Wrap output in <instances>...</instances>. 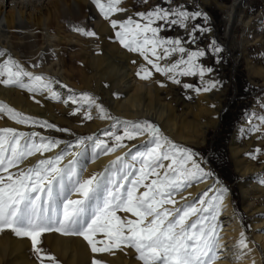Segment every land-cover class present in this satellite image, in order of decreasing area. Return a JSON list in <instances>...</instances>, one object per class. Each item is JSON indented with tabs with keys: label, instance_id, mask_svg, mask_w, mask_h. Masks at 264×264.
<instances>
[{
	"label": "snow or ice",
	"instance_id": "obj_1",
	"mask_svg": "<svg viewBox=\"0 0 264 264\" xmlns=\"http://www.w3.org/2000/svg\"><path fill=\"white\" fill-rule=\"evenodd\" d=\"M91 3L109 21L117 41L145 61L136 73L139 78L148 80L153 73H158L197 93L222 87L219 78L206 79L215 69L202 63L208 56L214 64L221 63L223 52L214 39L207 46L198 44L211 32L206 23H196L198 20L206 22V13L183 4L173 5L169 0L168 7L158 5L136 13L138 19L131 16L117 19L114 13L126 11L119 7L120 0H91ZM173 27L186 35H162ZM73 30L87 37L96 36L95 31L84 27ZM0 56L4 53L0 52ZM174 57L178 58L172 59ZM181 77L198 78L200 86L182 83ZM55 83L59 82L26 70L11 57L0 63V85L17 86L33 94L47 93L49 99L60 100L53 88ZM158 83L164 86L163 82ZM69 101L79 105L72 115L87 105L89 109L95 107L100 118L113 119L88 93L69 96L64 103ZM259 107L262 112L258 117L255 112L251 113L257 120V123H249L251 131H260L264 125V101ZM0 113L19 125L69 131L3 102H0ZM84 119H92L90 112H84ZM119 123L124 125L122 134H117V125L113 124L112 131L104 130L103 139L87 136L78 137L74 142L61 141L37 131L0 128V232L10 230L16 237L30 240L38 264H45V261L59 264L42 247L41 238L45 233L82 237L92 253L134 249L142 264H214L220 258L218 250L224 247L220 242L222 225L218 217L228 189L221 186L195 197L181 195L177 199L193 184L212 176L198 162L197 153L170 140L159 126L148 120L117 121ZM137 137L145 138L147 146L143 150L134 151V145L110 160L102 171L83 177L89 154L90 159L95 160L126 148L123 142ZM110 140L112 146H109ZM256 151L261 150L257 148ZM46 153L52 154L45 157ZM36 154L42 158L30 166H22ZM66 157L71 158L66 160ZM237 243L239 248H247L244 233ZM92 264L103 262L94 258Z\"/></svg>",
	"mask_w": 264,
	"mask_h": 264
},
{
	"label": "rangeland",
	"instance_id": "obj_2",
	"mask_svg": "<svg viewBox=\"0 0 264 264\" xmlns=\"http://www.w3.org/2000/svg\"><path fill=\"white\" fill-rule=\"evenodd\" d=\"M233 1L234 0H171L173 5L183 4L189 9H198L202 13L207 14L208 19L206 22L198 20L196 23H206L207 26L211 28V32L205 34L202 39L199 40L198 44L207 46L209 42L214 39L222 46L223 52L220 54L222 57L221 63L214 64L211 56L202 60L204 65H211L215 69L211 76L206 75V79L211 77L219 78L223 82L221 88L208 93L203 91L197 93L193 90L184 89L182 84L176 85L168 81L166 77L158 73H153V76L148 80L141 78L138 80L149 81L153 83L154 86L160 85L158 81L163 82L164 86L160 85V90L155 95L160 102L171 105L177 125L180 127L179 132L181 135L185 136L187 140L178 139L172 136L173 134L166 131L168 128H162L155 122L152 123L159 126L162 132L173 142L196 152L197 160L201 163L202 167H206L213 171L222 182L227 184L230 188V192L232 191L234 205L237 207L242 226L247 233H251L253 231L251 228L252 220L255 218L261 220V218L264 217V210L260 213H254L255 211H253V209L255 207H264V204L254 203L248 210H243L240 189L243 183L249 181L255 182L257 186L264 188V125L261 126L260 131H251L248 127L249 123H257V120L252 117L251 113L255 112L258 117L262 112L259 105L264 101V84L262 83L264 79L260 77V72L264 67V25L262 26L264 18V0H242V8L240 5L237 7L233 6ZM119 5L124 6V9L128 12L126 15L121 14V17H115L116 13H114V18L125 19L131 16L134 19H138L136 13L147 11L158 5L168 7L169 0H120ZM232 6L234 7L233 10ZM229 11L233 12L236 22H234L227 31L228 26L224 18ZM85 14L86 10H84L78 18L73 17L66 20H57L59 26L62 28L57 29L56 26L52 27V24L50 29L55 33H61V40L58 41L57 44L63 54V65L69 80L77 89L83 92L82 94L86 93V90L97 93L98 95L92 96L99 100V102L101 100L103 103L106 102L107 106V100H109L111 94L108 80H106L102 86L103 91H100L97 89V83L93 77L90 83H88L89 85L83 84L78 79L77 62H80L74 59V55L79 51V48H81V41H84L85 36L78 42L73 41V43L64 41L65 39L62 38L66 32L70 31L79 34L73 30L74 27H83L84 24L87 26ZM101 23L104 26H99L95 31L96 38L101 41L96 48L95 54L98 57L96 59L98 62H101V64L99 66L98 63L96 65L93 64V68L96 67L99 72H103L106 69V63L113 62L115 68L120 71L125 69L126 65L129 64L135 66L134 69L135 72H137L139 65L145 63L143 58L136 53L129 52L117 41L114 30L111 28L108 20L102 17ZM106 24L107 26H105ZM40 33L37 31L36 35L40 36ZM162 35L174 37L177 35H186V33H183L178 27H173L171 30L163 31ZM15 37L16 43L21 44L26 40L25 36L22 35H16ZM187 46L189 48L193 47V45ZM175 58L178 57L172 59ZM133 61H136V63H133ZM84 67L85 65L83 63L81 71ZM85 68L86 72L88 71L87 73L90 74L91 69ZM181 80L182 83L188 82L200 86L198 78L181 77ZM7 88L9 90V101L4 102L0 100V102L26 115L47 120L58 128H66L69 131L59 132L55 129H42L39 126L19 125L2 113H0V128L13 127L18 131H37L42 135L60 139L61 141H73L78 137L87 136L103 139L104 130L112 131L111 125L113 124L117 125L115 129L117 134H122L123 128H121V124L123 123L117 124V121L123 120L120 116L114 115L108 107L106 109H108V113L113 119L109 120V123L107 126H103V129H97L90 133L86 127L94 122V115H91V120L84 119V112H91V109H89L87 105H84L79 113L72 115L71 113L79 105L72 104V109L66 108L67 110H62L60 107H63V105L57 100L49 99L46 93L45 96L42 97L39 93L33 94L17 86H8ZM204 95L208 97L211 103L210 107H206L203 104L202 100H206L203 99ZM18 96L23 101L21 104L26 107L30 106L32 103L43 107L50 106L51 104L52 116H39L23 108H17ZM33 96H35V99H33ZM36 100L40 102L36 103ZM214 108H218L216 113L217 120L215 116L211 114ZM68 120L71 122L75 121L80 127H77L78 129L72 128ZM183 120L186 122L185 125H187V130L181 126ZM200 123H206L208 125L207 132L205 136H202V139L199 137V131H196V128H192L197 127L198 129ZM244 124L246 125L245 130L238 137L237 143L235 144L238 151L233 153L231 152L230 146L233 142L234 135ZM140 140L146 142L144 137H137L132 141L125 140L123 143L125 145H131ZM112 143L113 142L110 140L109 146H112ZM257 148L261 151L257 152ZM51 154L46 153L44 156L47 157ZM253 156H255V159L252 158ZM235 157L240 159L244 166L252 169L244 177H240L237 173L239 169ZM39 158L42 157L39 156ZM206 190H208V188L204 189L201 194ZM118 215L124 216L126 214L118 213ZM127 215L130 216V214ZM12 236L14 237L13 233ZM44 237L42 236L41 238L42 244H45L43 242ZM97 238L103 239L102 236H98ZM45 246L46 251L53 255L59 264H67L62 261L59 255H56V253L52 251L48 243ZM119 250L120 249H113L112 254H115Z\"/></svg>",
	"mask_w": 264,
	"mask_h": 264
},
{
	"label": "bare ground",
	"instance_id": "obj_3",
	"mask_svg": "<svg viewBox=\"0 0 264 264\" xmlns=\"http://www.w3.org/2000/svg\"><path fill=\"white\" fill-rule=\"evenodd\" d=\"M233 6H242V0H234ZM232 6V10L234 7ZM125 8L124 6H120ZM86 10L85 18L86 24L84 28H89L96 31L97 28L103 27L101 23L102 16L91 3V0H0V52L4 53V56H0V63L3 60L11 57L15 61L19 62L26 70L32 71L36 74H43L46 78L58 81L53 85L60 95V107L62 110L72 109V103L69 101L64 103L69 96H80L83 92L77 89L69 80L68 75L65 73L62 52L57 44L61 40L60 32H53L50 26H56L57 29H61L58 21L60 19L78 18L82 12ZM127 10L123 13H116L115 17H121L127 14ZM227 24V31L229 27L236 22L233 12L229 11L225 18ZM264 25V18L263 24ZM107 26V24L105 25ZM36 28V29H35ZM108 28V27H105ZM104 28V29H105ZM68 30V29H65ZM37 31L40 36H37ZM108 31V30H107ZM16 35L25 36L24 43H16ZM84 35L76 34L75 32H66L62 37L64 41L73 43L78 42ZM72 39V40H71ZM101 41L95 37H84V41H81V48L75 53L74 59L77 62V74L78 79L83 83H90L91 78L96 80L97 89L103 91V84L108 80L109 87L111 88V94L109 96L108 104L100 103L103 107L109 108V110L123 121L140 122L148 120L150 122L158 123L162 128H168L166 131L173 134L178 139L187 140L185 136L181 135L179 128L174 117L171 105L162 103L155 95L160 90V85L154 86L149 81H140L136 75L135 66L129 64L123 70L115 68L113 62H107L105 70L99 72L98 68H93V64L98 66L101 62H98V58L95 54L96 48ZM71 55V54H70ZM137 60V59H136ZM138 62V61H137ZM91 69L90 74L86 72V68ZM140 66V65H139ZM260 77L264 79V67L260 72ZM114 78V79H113ZM27 82V78H25ZM264 84V81L262 82ZM107 84V83H106ZM8 86L0 85V100L9 101ZM90 95H98L97 93L87 91ZM47 94V93H46ZM45 96V94L40 95ZM17 108H23L33 114L39 116H52V106L43 107L38 104L32 103L30 106H23V101L19 96L17 97ZM41 98V97H40ZM203 104L206 107H210L211 103L208 97L203 96ZM57 105V106H62ZM84 107V106H83ZM67 108V109H66ZM108 110V109H107ZM217 110L214 108L211 114L215 116L217 120ZM203 112V111H202ZM201 113V112H200ZM91 115H94V122L87 125L86 129L91 133L97 129H103V126H107L109 119L100 118L95 107L91 108ZM121 121V122H123ZM203 121V120H201ZM204 122V121H203ZM206 122V121H205ZM72 128L80 127L74 121H69ZM186 122L182 121L181 126L186 129ZM245 124L242 125L235 133L233 142L231 143V152L236 153L238 150L235 147L238 137L245 130ZM121 128L124 125L121 124ZM183 128V129H184ZM199 137L205 136L208 125L206 123H200L198 129ZM78 129V128H77ZM85 129V128H84ZM187 130V129H186ZM190 130V129H189ZM170 137V136H169ZM177 139V140H178ZM138 140V139H137ZM65 142H74L68 140H62ZM134 151L143 150L147 145L146 142L138 141L137 143L126 145V148H119L113 153L101 155L97 159H86L83 171V177L87 178L94 173L103 170L104 166L110 160L115 159L116 156L122 155L128 150L133 148ZM65 145H60L63 148ZM58 150V149H57ZM55 151V150H54ZM51 154V153H48ZM40 154H36L34 157H29L28 160L22 166H30L34 164L39 158ZM71 157H66L70 159ZM130 159V156L128 157ZM235 161L238 167V175L244 177L252 169L244 166L240 159L235 157ZM66 162V161H65ZM206 171H210L212 176L205 180L193 184L187 190L183 191L177 196V199L182 195L183 197H195L198 194L208 188L216 189L224 186L228 189L224 193L223 200L221 202L220 215L218 217L219 223L222 225L220 228V242L223 244V249L218 250V256L214 264H264V217L261 220L255 218L251 222V228L253 231L247 233L238 215L237 207L234 205V198L230 188L222 182L219 177L210 169L204 167ZM242 197L243 210L249 209L254 203L264 204V188L257 186L255 182L249 181L243 183L240 189ZM75 198V197H74ZM264 210V207H255L254 213H260ZM241 233H244L246 238L247 248L241 249L238 247V240ZM43 242L42 247L46 250L47 243L52 248V251L62 258V261L67 264H92L94 258L100 259L103 264H142L137 258V253L134 249L119 250L115 254L111 253H92L87 242L82 237L78 236H64L58 233H45L42 235ZM0 264H38L35 254L32 251L31 242L26 238H18L10 230L0 232ZM45 264H48L45 261Z\"/></svg>",
	"mask_w": 264,
	"mask_h": 264
}]
</instances>
